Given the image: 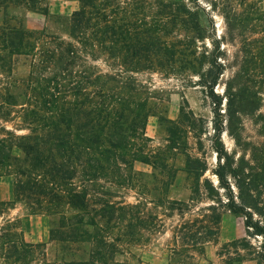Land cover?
Instances as JSON below:
<instances>
[{
	"label": "trees",
	"instance_id": "obj_1",
	"mask_svg": "<svg viewBox=\"0 0 264 264\" xmlns=\"http://www.w3.org/2000/svg\"><path fill=\"white\" fill-rule=\"evenodd\" d=\"M42 2L0 0V7L7 17L10 7L38 11L42 10ZM154 5L159 11L148 23L144 9L151 5L146 0L135 6L123 0H80L79 8L71 17V41L43 30L5 27L9 60L3 62L7 76L0 85L3 122L0 177L13 179V202L21 203L31 214L67 219V213L76 210L89 216L91 191L104 177H117L113 183L118 184L117 180L124 177L123 171L131 169L134 161L154 163L150 151H144L134 142L145 138L147 118L152 113L150 92H142L143 86L134 74L145 70H160L176 76L192 73L199 76V83L206 88L214 105L210 141L217 159L214 174L218 185L215 187L205 179L203 188L210 199L216 198L214 202L234 215L243 216L245 225L254 234L264 235V183L246 179L235 156L227 152L221 140L226 132L236 143H242V116L257 114L264 93L251 91L248 96L244 90L226 93L224 103L214 87L225 68L218 62L219 52L201 55L198 51L197 42L207 37L198 13L184 0H157ZM223 18L232 31L244 27L245 19L237 14L224 13ZM170 25L183 30L182 39L167 40ZM261 41L243 39V63L264 53ZM96 52L117 59L118 68L98 72L90 65ZM14 56L30 59V72L23 83L13 80ZM204 63L208 65L206 70ZM256 119L264 122L263 115H257ZM16 120L9 129L7 124ZM22 130L27 133H17ZM169 134V141L174 144V132L171 130ZM172 148L167 145V149ZM250 151L253 160L260 161L264 170V148L252 145ZM186 157L192 161L189 166L193 179L199 181L206 166L197 158L188 154ZM192 196L193 201L199 199V186L192 190ZM6 204L0 201V209ZM205 210L210 212L205 217L218 224L216 206L209 205ZM90 218L94 224V218ZM89 225L92 224L81 219L67 224L66 229L74 234V239L82 240L75 236L87 234L83 227ZM205 228L206 236L190 230L189 247H195L214 233L211 227ZM178 233L188 237L182 228ZM12 247L13 262H21L23 257L18 254L29 252L32 245L20 239Z\"/></svg>",
	"mask_w": 264,
	"mask_h": 264
},
{
	"label": "rangeland",
	"instance_id": "obj_2",
	"mask_svg": "<svg viewBox=\"0 0 264 264\" xmlns=\"http://www.w3.org/2000/svg\"><path fill=\"white\" fill-rule=\"evenodd\" d=\"M123 1L135 6L142 0ZM146 1L151 5L144 9V18L149 23L158 10L154 5L157 0ZM184 1L198 13L207 36L197 42L200 54L220 53L218 62L223 63L225 70L214 91L224 103L226 93L243 90L245 96L251 91L264 93V53L243 63L241 51L245 38L260 39L264 44V0ZM79 5L80 0H43L42 10L10 7L7 17L0 7V85L7 76L3 62L9 60L5 27L43 30L71 41V17ZM224 13L243 17V29H229ZM180 29L170 25L167 40L182 39L184 32ZM256 45L260 47V43ZM90 65L102 73L118 68L117 59H110L100 52L90 59ZM207 66L204 63L203 69ZM29 72L30 59L14 56L13 80L23 83ZM191 74L167 75L160 70L134 74L143 86L142 92L148 91L152 97V113L147 118L145 138L134 142L144 151H150L154 163L134 161L131 169L123 171L124 177L117 180L118 184L113 183L116 176L104 177L91 191L89 216L76 210H70L67 219L58 215L31 214L24 205L13 202V179L0 177V201L7 203L0 209V264H264V235L254 234L245 225L243 216L234 215L214 202L216 198L210 199L203 188L205 179L215 187L218 185L214 174L217 159L210 141L214 105L206 88L199 83V76ZM257 115L264 116V95L256 115L242 116V143H236L226 132L221 140L227 152L235 156L246 179L254 178L264 183L262 163L253 160L250 151L252 145L264 148V122L256 119ZM17 122L8 123L7 127L11 129ZM2 123L0 120V125ZM171 130L174 144L169 141ZM167 145L173 148L169 150ZM187 154L207 168L199 181L193 179L189 166L192 161L187 159ZM197 186L200 196L193 201L192 190ZM209 205L216 206L214 213L219 216L218 224L205 217L210 214L205 210ZM101 208L103 211L99 212ZM90 217L94 218V224ZM81 219L92 225L83 227L87 234L75 236L82 239L76 240L73 233L67 232L66 225ZM254 219L259 220L257 216ZM205 227H211L214 233L195 247H189L192 243L190 230L206 236ZM180 228L188 233V237L183 238V234L178 233ZM55 230L57 232L52 235ZM20 239L32 247L27 253L20 251L21 262H13L12 245Z\"/></svg>",
	"mask_w": 264,
	"mask_h": 264
}]
</instances>
